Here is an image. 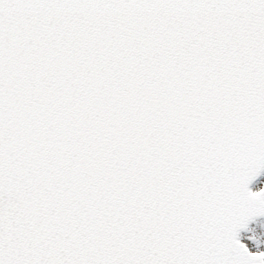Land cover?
Listing matches in <instances>:
<instances>
[{
    "label": "snow or ice",
    "instance_id": "6c2138e0",
    "mask_svg": "<svg viewBox=\"0 0 264 264\" xmlns=\"http://www.w3.org/2000/svg\"><path fill=\"white\" fill-rule=\"evenodd\" d=\"M0 264H264V0H0Z\"/></svg>",
    "mask_w": 264,
    "mask_h": 264
}]
</instances>
